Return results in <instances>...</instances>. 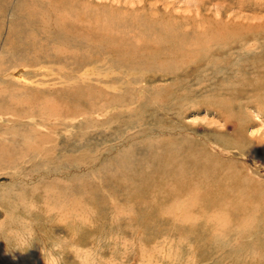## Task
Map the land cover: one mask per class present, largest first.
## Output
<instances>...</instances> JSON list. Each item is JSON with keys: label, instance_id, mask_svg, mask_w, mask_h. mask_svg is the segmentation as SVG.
Segmentation results:
<instances>
[{"label": "rangeland", "instance_id": "rangeland-1", "mask_svg": "<svg viewBox=\"0 0 264 264\" xmlns=\"http://www.w3.org/2000/svg\"><path fill=\"white\" fill-rule=\"evenodd\" d=\"M194 140L264 190V0H0V264H264V196L158 192Z\"/></svg>", "mask_w": 264, "mask_h": 264}, {"label": "bare ground", "instance_id": "bare-ground-1", "mask_svg": "<svg viewBox=\"0 0 264 264\" xmlns=\"http://www.w3.org/2000/svg\"><path fill=\"white\" fill-rule=\"evenodd\" d=\"M142 14H143V12H142ZM228 25H230V24L228 23ZM76 29H77V27H76ZM171 32H173V31H171ZM160 34H162V33H160ZM173 35H175V33ZM165 36L168 37V35H165ZM176 37H178V36L176 35ZM145 44H144V46H145ZM154 44H153V47H154ZM77 46H79V45L77 44ZM147 46H149V45H147ZM151 46H152V44H151ZM95 50H97V49H95ZM150 50H152V49L150 48ZM161 50H164V49L162 48ZM170 50H171V48H170ZM159 57H160V55H159ZM181 61H184V60H181ZM196 142H197L196 140L193 141V144H192V142H190L191 145H190V143H187V145H185V143H181L179 146L176 147V150H174V152L172 151L173 148H168L167 150H165V152L163 153V158L161 159V161H162V167L163 168H164L163 163L168 164V171L166 169V172H165V170L163 169L161 191H160V189L158 190V192H160V194L168 196V197L180 198V199L185 200V201H195L194 199H199L200 201H197V202H203V207L206 209L207 208L209 209L211 207V201L216 200V199H236L238 201L248 199V201H249V199L255 200V199H258L260 197L262 198L264 196V190L262 189L263 190L262 191L260 189L261 184L260 185L254 184L250 179L247 180L246 184L244 185L242 194H240L238 196L232 195L231 192L234 191L237 188V186L239 185L238 177H239L240 171L236 167L235 163L230 162V161H226V160H224V161L220 160L218 157L211 155L209 153V151L206 149L204 144H202L200 146V145H197ZM164 149H166V148H164ZM160 157H161V155H160ZM213 161L219 165H216ZM219 202L220 201H218V203ZM218 203L216 205H218ZM216 205H215V207H216ZM245 205H246L248 211L245 209L244 210L247 212V214L249 213L248 219H252L255 221L256 219L264 218V215H261V213H260V212L264 211L263 208L252 207L250 209V206H248L247 204H245ZM228 212H230V211H228ZM235 214H238V213L235 212ZM263 222H264V220H263ZM261 226H263V225L261 224Z\"/></svg>", "mask_w": 264, "mask_h": 264}]
</instances>
